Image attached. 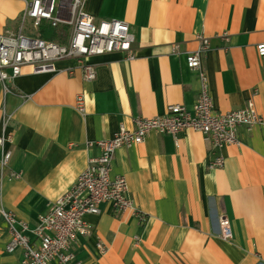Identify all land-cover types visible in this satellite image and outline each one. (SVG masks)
Wrapping results in <instances>:
<instances>
[{
	"label": "crops",
	"instance_id": "obj_1",
	"mask_svg": "<svg viewBox=\"0 0 264 264\" xmlns=\"http://www.w3.org/2000/svg\"><path fill=\"white\" fill-rule=\"evenodd\" d=\"M22 7L21 0H0L2 31L17 30ZM83 8L96 21L126 22L134 58L118 51L89 57L96 71L91 81L73 59H63L53 73L22 66L7 93L0 84V132L6 114L13 134L4 147L11 157L0 171V209L29 228L99 153L88 142L112 137L120 123L132 129L135 117L163 115L170 104L192 109L200 82L186 67L185 53L198 46V35L209 38L201 67L214 111L240 109L251 100L264 115V56L256 51L264 43V0H86ZM79 93L83 113L75 109ZM237 133L240 144L220 150L224 164L218 168L207 166L215 154L208 141L189 129L176 139L153 131L139 144L118 148L110 175L125 178L133 208L117 211L104 202L97 214H86L92 229L71 244L75 260L264 264V128L240 126ZM222 219L229 239L221 236ZM8 240L0 214V264H17L21 250L6 252Z\"/></svg>",
	"mask_w": 264,
	"mask_h": 264
},
{
	"label": "built area",
	"instance_id": "obj_2",
	"mask_svg": "<svg viewBox=\"0 0 264 264\" xmlns=\"http://www.w3.org/2000/svg\"><path fill=\"white\" fill-rule=\"evenodd\" d=\"M23 7L19 14L17 30L0 29V84L4 93L8 83L17 77L24 65H30L34 73L57 71L56 62L73 59L82 71L84 80L91 81L96 76L95 67L89 57L111 52H123L126 58H134L132 45L134 35L126 22L117 19L96 21L84 8L86 0H21ZM47 21L51 27L67 26L63 42L46 40L38 36L41 22ZM198 46L185 53L186 67L198 75L200 88L192 109L183 104L167 105L163 115L155 117H135L133 128L120 123L116 133L108 138L88 142V147H96L99 153L88 158L85 168L75 182L50 203L48 209L40 213L36 224L29 228L27 223L16 218L12 211L0 209V214L8 225L9 240L5 246L8 253L21 250L17 264H80L70 250L78 236L90 234L92 226L85 220L86 214H97L100 203H111L117 211L132 209L128 196V186L123 176L110 175L111 162L116 150L141 143L150 132L177 135L187 129L203 135L214 152L207 166H223L224 157L220 150L227 145H239L237 129L243 126L264 128V115L259 113L250 100L240 109L216 112L208 91L207 78L201 67V55L209 49V38L198 35ZM220 38L228 41L226 33ZM173 51H176L175 48ZM259 56H264V43L256 45ZM75 109L84 112L83 94L75 97ZM10 115L3 118L0 132V171L7 167L11 152L5 145L13 142V134L6 130ZM20 173L10 172L9 177L18 178ZM141 222L145 216L138 214ZM221 236L231 238L228 221H220ZM27 233H31L33 239ZM96 248L100 254L107 247L98 239Z\"/></svg>",
	"mask_w": 264,
	"mask_h": 264
},
{
	"label": "trees",
	"instance_id": "obj_3",
	"mask_svg": "<svg viewBox=\"0 0 264 264\" xmlns=\"http://www.w3.org/2000/svg\"><path fill=\"white\" fill-rule=\"evenodd\" d=\"M66 33L67 26L60 25L57 27H51L47 21L41 22L37 31L40 38L58 42H63L65 40Z\"/></svg>",
	"mask_w": 264,
	"mask_h": 264
}]
</instances>
